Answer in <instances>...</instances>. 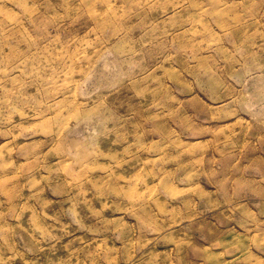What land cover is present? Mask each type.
I'll return each mask as SVG.
<instances>
[{"label":"rangeland","instance_id":"374dc122","mask_svg":"<svg viewBox=\"0 0 264 264\" xmlns=\"http://www.w3.org/2000/svg\"><path fill=\"white\" fill-rule=\"evenodd\" d=\"M0 264H264V0H0Z\"/></svg>","mask_w":264,"mask_h":264}]
</instances>
